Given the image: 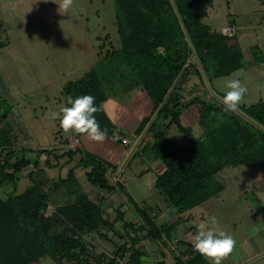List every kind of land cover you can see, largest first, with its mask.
Wrapping results in <instances>:
<instances>
[{
    "label": "trees",
    "instance_id": "trees-1",
    "mask_svg": "<svg viewBox=\"0 0 264 264\" xmlns=\"http://www.w3.org/2000/svg\"><path fill=\"white\" fill-rule=\"evenodd\" d=\"M208 1L113 0L120 48L112 51L109 57L104 56L83 79L68 83L64 89L66 98L92 95L96 104L101 105L105 101V90L102 87L104 77L99 70L112 58L110 62L117 65L119 77L126 73L132 82L131 90H142L152 103L150 115L142 119L135 134L151 135V141L142 150L164 168L156 177L154 188L160 199L176 211L177 223L165 229L158 227L118 183L110 181L105 163L92 156L79 162L89 169L85 176L90 185L108 192L117 188L142 223L137 229H132L133 225L124 227L129 250L125 243L119 252L123 256L129 251L130 263H136L140 257L138 244L142 239L139 233H145L143 238L163 244L162 235L183 222L182 215L192 208L199 207L211 213L210 201L229 185L222 175L225 168L264 166L262 105L239 106L236 111L247 122L241 121L232 112L224 111L223 96L210 87L212 80L229 76L245 64L242 55L229 47L227 36L202 22V5ZM192 74H201L207 88L218 99L216 104L201 99L195 90H189L187 94L191 98L184 101L182 92ZM192 106L198 107L195 115L202 129L199 138H194L191 130L182 127L179 120L181 112ZM95 116L101 129L112 136L113 126L103 108ZM5 118L6 113L0 112V124ZM160 121L165 126H177L188 146L182 147L164 138L157 124ZM75 154L77 151L67 150L56 158L58 161L63 157L71 159ZM14 156L11 139L1 128L0 177L4 174L10 178L29 165L38 166L37 159L31 163L24 154L12 162ZM45 166L50 167L47 162ZM68 178H73L72 171ZM47 206V196L36 188L0 200V264H36L42 258H49L56 264H63L64 259L72 264H90L83 237L110 225L100 206L82 196L52 212L47 211ZM61 225L66 226L67 234L54 232ZM129 230L134 237L129 236ZM185 246L183 255L175 259L178 264H207L202 255L191 251L188 243ZM97 263L118 264L115 258L100 259Z\"/></svg>",
    "mask_w": 264,
    "mask_h": 264
},
{
    "label": "rangeland",
    "instance_id": "rangeland-1",
    "mask_svg": "<svg viewBox=\"0 0 264 264\" xmlns=\"http://www.w3.org/2000/svg\"><path fill=\"white\" fill-rule=\"evenodd\" d=\"M254 2L255 0H215L210 9L212 15L204 17L203 21L219 29L227 15L231 13L234 14L231 17H234L237 27L248 23L263 26V15L260 12L254 14L251 11L254 8ZM59 3L61 0H23L14 23L6 25L3 34L0 31L2 37L0 42L7 43L0 49V103H2L0 112L6 113L0 128H4L11 139V149L15 151L12 162L15 158L20 159L24 154V158L31 163L36 159L38 163L37 167L29 165L10 178L2 174L0 200L5 201L28 189L36 188L47 196V211L50 212L59 207V204H64L68 200L73 202L78 198L76 192L70 193L69 196L72 197H65L68 194V185L89 200L96 202L93 194L88 190L90 188L95 190V188L86 182L83 176L77 175L75 179L71 178L66 183L60 180L64 178L61 170L66 172L69 167L63 166V163L60 164L56 156L61 155L62 151L66 152L70 147V149L75 147L70 143V138L75 133L71 131L65 133L60 126V120L52 119L51 113L58 112L63 106H70L67 105L64 94L65 86L80 78L98 62L97 45H101L103 41L99 42L97 38L102 40L106 36V41L110 40L115 49L120 47L115 33L113 0H73L67 13L63 14L58 11ZM239 34L240 32L237 33L238 36ZM112 51H115L113 47L103 50L102 58L110 55ZM111 59L104 62L99 74L104 77L102 87L105 90V101L102 103V108L114 119L117 115L125 114L124 109L130 104L128 100L131 92L137 89L131 90L132 82L126 73L124 77H119L117 65L111 63ZM191 61L194 63V60ZM190 80L194 82L192 86H189ZM224 81L214 82L215 89L227 92L228 90L221 88ZM204 83L201 74H192L182 92L184 101L189 96L187 94L189 88L195 90L201 99H206ZM213 84L210 85L213 86ZM201 86L203 91L198 90ZM208 102L217 103L211 99ZM197 109V106L192 108L191 114H194ZM144 110L146 108L142 107L139 115L146 114ZM232 113L241 121L247 122L246 118L237 111ZM191 114L184 112L181 125L190 128L194 138H199L202 129ZM162 134L182 147L188 146L183 133L175 125L165 128ZM80 140L83 145V137ZM85 141L87 147L85 145L83 149L93 151L97 143L88 138ZM131 143L132 147L129 149L117 146V149L124 156L126 155V160L136 151L134 140ZM39 151L50 152V154L38 153ZM136 158L140 159L137 156ZM44 162H47L50 167L46 168ZM222 175L228 179L229 185L220 196L210 201L212 212L199 207L192 208L189 211L191 216L183 220L181 222L183 224L177 225L186 229L192 228L191 232L187 233L186 238L180 237V239L177 233L169 244L165 245L171 263L182 256L183 247L185 248L186 243L192 240L198 225L214 216L219 228L236 241L233 252L222 261V264H264V166L228 167L222 171ZM130 188L138 193H135L138 201L150 196L145 181L135 183ZM119 198L127 207L128 214L131 213L129 224L139 228L142 223L128 201L123 195ZM168 210L171 219L165 222L171 224L175 222L176 214L172 207H168ZM109 226L101 227L96 232L83 237L89 263L98 264L100 259L115 258L118 264H132L129 251L120 256L119 248L125 243H127L126 249L129 250L124 234L122 232H119L121 236L112 234ZM100 231L105 233L111 231L109 232L111 238H102ZM54 232L65 235L67 234L66 226H58ZM206 260L207 264H211L208 259ZM62 263L72 264L68 259H64ZM36 264H54V262L49 258H42Z\"/></svg>",
    "mask_w": 264,
    "mask_h": 264
},
{
    "label": "crops",
    "instance_id": "crops-1",
    "mask_svg": "<svg viewBox=\"0 0 264 264\" xmlns=\"http://www.w3.org/2000/svg\"><path fill=\"white\" fill-rule=\"evenodd\" d=\"M22 2L23 0H0V31L2 32V34L4 33L6 25L14 23L15 16H17V13L20 11L22 7ZM214 2L215 0H209L208 2H206V5H202L203 23H204L203 21L204 17H210L212 15L210 9L211 6L214 5ZM253 5L254 8L251 9L252 13L256 14L260 12L263 15L262 21H264V0H255ZM227 16L228 17H226L224 23L221 25L219 29L213 28L205 23L204 24L207 25L209 28L219 32L220 34L227 36L230 39L228 41L229 47L232 49V51L242 55L245 65L241 69L231 73L229 76L212 80L210 84H213L214 82L217 81L220 82L222 80H225L224 81L225 83L222 85L221 88L228 90L226 88L227 79L240 80L242 85L247 88V93L245 94L244 100L240 104V106L248 108L259 104L262 105V109L264 112V27H263L264 25L258 26V24L252 25L251 23H248V24H242L240 25V27H237L233 20L234 17H231L234 16V14L229 13ZM114 26H115V21H114ZM226 29H229L230 32L226 31ZM238 32H240L239 36L237 35ZM115 33H116V27H115ZM1 38L2 37L0 35V39ZM99 39L100 38H97V41L99 42L103 41V43H101V45L100 44L97 45V52H98L97 56L99 57L98 62L103 57L101 53L103 50H107L110 47H113L114 50H118L120 48L119 47L118 49H115V47L112 45L110 40L106 41L107 39L106 36L102 40ZM5 42H0V49H2V47H5L7 45V43ZM92 68L86 71L77 80L83 79L85 74L88 73ZM77 80H74L72 82H75ZM190 82L191 84L189 83V86H192L194 82L192 80H190ZM204 85L206 88L205 91L206 100L208 101L209 99H211L218 102V99H216L212 94V92L209 91L207 85L205 83ZM210 87L212 91L216 92L219 95L224 96V94L226 93V92H220L219 91L220 89L216 90L214 84L213 86L210 85ZM189 90H193V89L189 88ZM198 90L203 91V87L201 86ZM130 96L131 97L128 100L130 104L124 109L125 110L124 115L123 114L117 115L116 118L113 119L112 116H109L108 114V117L111 120L113 126V129L111 131L112 136H107V139L103 142H96L97 144L96 147L93 148L94 149L93 151H88V149L85 150L83 149L85 145L87 147L85 141L87 138L86 135L77 136V134L75 133V135L70 138L71 139L70 143L73 146H75L74 147L75 149L74 148L70 149L71 147L69 146L70 148L67 150H70L72 152L77 151V154H75L71 159L63 157L59 160L60 164L63 163V166L66 165V167H69L68 170H66V172L61 170V174L64 175V178H60V180L65 181V183L67 182V180L69 181L71 179L68 178L69 173L72 171L74 179L77 177V175H79V176H83L86 182H88L85 174L87 171H89V169L79 164V162L82 160V158H85L86 156H92L108 166V173L114 175V177L116 178L114 181L110 178V181L113 184L118 183L123 188L124 193L128 197H130L136 203V205H138L139 209L145 210L146 213L149 215V217L155 222V224L158 227H163L165 229L177 223L179 216L176 214L175 211L176 214L175 222L171 224L165 222L166 220L169 221L171 219L170 216L171 214L169 215V210H168L169 206L166 205L160 199L157 191L154 188L155 179L159 174L163 172L164 168L158 161H155L152 157H150L142 150V148L151 141L150 133L144 132L139 136H136L135 134V131L139 123L142 121V119L150 115L152 111V103L148 98V96L146 95V93L139 89L132 91ZM189 98H191V96H188L185 99L186 102L189 100ZM142 107L146 108V110H144L146 114H144L143 116L139 115V110H141ZM194 107L195 106H192L189 109L181 112L179 118L180 124H181V117L184 114V112L187 111L190 115L193 112L192 108ZM191 115H193V119L197 121L195 113ZM157 124L158 127L161 128L160 130L162 132L165 128L169 127V126H165L164 125L165 123L162 121L158 122ZM81 137H83V143H84L83 145L81 144V140H80ZM122 140H126L128 145L124 146L122 144ZM133 140L134 143L136 144V151L133 153V155H130L131 157L129 156L126 160L125 159L126 155L124 156V154L117 149V146L119 147L123 146L125 149H129V147H132L131 141ZM64 152L65 151H62L61 154H63ZM136 156L139 157L140 159L138 160ZM45 163L46 162H44V166ZM45 167L48 168V166ZM143 181H145V186L150 192V196L146 199H142L141 201H138L136 198V194L138 193L134 192L130 187H133L135 183H141ZM92 187L95 188V190H98L95 191L91 188L88 189L90 193L93 194L94 198L96 199V202L89 200L86 196L80 194L79 191L77 192L76 189H72L70 185L67 186L68 194L67 196L65 195V197L68 198L72 197L69 196L70 193L76 192L77 195L76 197L82 196L87 200H89L90 202H92L93 204L99 205L105 214L106 220L110 224L108 228L112 229L111 230L112 234L113 233L115 235L119 234L121 236L119 232H122V234H124L126 239L127 236L124 231V227L127 226L129 228L131 226L129 224V216L131 215V213L128 214L129 211L127 207L119 198L120 195L124 196V194L119 192L117 188H115L113 191L108 192V191H102L94 186ZM124 198L127 201L126 196H124ZM70 202L71 201L68 200V202L66 201L64 202V204ZM64 204H59V206ZM190 216L191 215L189 214V211L184 215H182L184 220L189 218ZM137 228L138 227L135 225L132 226V229H137ZM176 228L173 229L171 232H169L167 235L166 234L162 235L163 244L158 242L154 243L147 238H143L145 235L143 236L139 233L138 235L142 239L141 242L138 244L140 257L136 263H132V264H178L176 260H174L173 263H171V260H169L170 258L169 252L165 247V245L166 244L168 245L169 242L172 240V238L177 235V233L179 239L180 237L186 238L185 236L188 235L187 233L191 232L192 228L186 229L185 227L182 228L179 226L178 227L176 226ZM111 231L109 232L111 233ZM109 232L105 233L103 231H100L99 234L102 238H106V237L111 238ZM127 233L129 234L130 237H134V233L131 232L130 230L127 231ZM182 240H179V242ZM179 246L181 245L179 244ZM184 251L185 248L183 247L182 255ZM54 264L56 263L54 262Z\"/></svg>",
    "mask_w": 264,
    "mask_h": 264
},
{
    "label": "clouds",
    "instance_id": "clouds-1",
    "mask_svg": "<svg viewBox=\"0 0 264 264\" xmlns=\"http://www.w3.org/2000/svg\"><path fill=\"white\" fill-rule=\"evenodd\" d=\"M72 3L73 0H61L58 11L62 14L67 13ZM226 88L228 91L223 96L224 111L234 112L243 102L247 88L238 79H227ZM67 105L70 106H63L58 112L51 113L52 119L60 120V126L65 133L71 131L83 134L95 142L107 139V130L101 129L95 116L103 106L96 104L94 96L81 95L76 98L69 96ZM192 244L211 264H222V261L233 252L236 241L219 228L218 221L213 216L198 225L197 232L192 236Z\"/></svg>",
    "mask_w": 264,
    "mask_h": 264
},
{
    "label": "built area",
    "instance_id": "built-area-1",
    "mask_svg": "<svg viewBox=\"0 0 264 264\" xmlns=\"http://www.w3.org/2000/svg\"><path fill=\"white\" fill-rule=\"evenodd\" d=\"M226 31L230 32L229 29H226ZM122 144H123L124 146H127V145H128L126 140H122ZM110 178H111L113 181L116 179V178L114 177V175H112V174H110ZM188 244H189V246H190L191 251H192L193 253H197V251H196V250L194 249V247H193L192 240H191Z\"/></svg>",
    "mask_w": 264,
    "mask_h": 264
}]
</instances>
